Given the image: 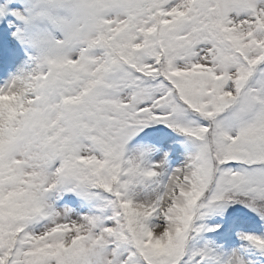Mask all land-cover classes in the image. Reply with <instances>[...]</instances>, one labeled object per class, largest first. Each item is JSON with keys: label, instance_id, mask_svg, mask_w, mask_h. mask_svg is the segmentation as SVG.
Segmentation results:
<instances>
[{"label": "snow or ice", "instance_id": "snow-or-ice-1", "mask_svg": "<svg viewBox=\"0 0 264 264\" xmlns=\"http://www.w3.org/2000/svg\"><path fill=\"white\" fill-rule=\"evenodd\" d=\"M0 77V264L264 255V0H3Z\"/></svg>", "mask_w": 264, "mask_h": 264}, {"label": "rangeland", "instance_id": "rangeland-1", "mask_svg": "<svg viewBox=\"0 0 264 264\" xmlns=\"http://www.w3.org/2000/svg\"><path fill=\"white\" fill-rule=\"evenodd\" d=\"M3 80V77H0V81ZM157 128L160 127L159 125L156 126ZM149 130L146 129L145 132ZM171 137V140L176 142L177 144L179 141L182 140L179 136L175 133L168 132ZM143 135V133L141 134ZM184 153L181 150L178 155H175L170 160V167L175 168L180 165V163L184 159ZM236 217L243 218L248 222L241 225V223L233 221ZM223 222L224 226L227 228L231 226V232L229 233L228 237H225L222 233H207L209 239L215 238V242L217 245H220L223 250L231 251L233 249H239L242 245L247 244L246 241H241L239 237L236 235L237 232H244L247 235H254L257 237L264 236V224L261 223L258 217H255L250 210L245 211H226L223 216L219 215H212L207 217L203 223L207 224L208 226H214L218 223ZM251 251H255L254 249H250ZM248 264H264V255H260L257 253L254 256L248 257Z\"/></svg>", "mask_w": 264, "mask_h": 264}]
</instances>
